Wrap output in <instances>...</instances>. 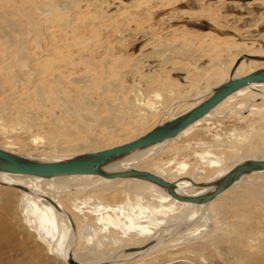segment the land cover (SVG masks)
Returning a JSON list of instances; mask_svg holds the SVG:
<instances>
[{
    "label": "bare ground",
    "instance_id": "obj_1",
    "mask_svg": "<svg viewBox=\"0 0 264 264\" xmlns=\"http://www.w3.org/2000/svg\"><path fill=\"white\" fill-rule=\"evenodd\" d=\"M52 1L55 3L49 5V9L46 7L47 3L38 9V12L51 14L49 18L36 19L32 14V18H21L20 15L15 14L10 19L7 15L4 16L7 9L4 12L0 11V24H5L13 32V34H7L4 28H0V108L2 114L5 112L10 122H14V128L29 135L36 127L44 129L46 125L48 129L45 132L46 138L52 141L54 138L62 139L60 145H54L52 148L58 151L61 149H73L74 151L77 148L79 149L77 151L82 150V153L97 151L117 145L108 143L114 141L116 137L141 130V122L144 125L147 124L153 115L167 107L172 100H179L178 97L189 93L174 79L166 78L163 81L158 78L159 75L154 76V80L150 81L143 73L144 76L141 77L140 82L143 83L142 79H144L145 87L142 88L138 87L144 84L137 85V88L135 86L133 88L131 83L130 85L125 84L120 72V66L123 64L121 65V58L115 57L116 55H110L109 60L106 58L101 60L100 63L104 70L96 66L94 54L97 51H90V44L94 41L97 45V42L94 39L89 42L80 26L84 24L85 30L89 27L92 29L97 22L95 18L115 19L113 17L116 14L119 15L121 9L126 8L125 2L121 0ZM256 4L255 0L244 3L245 13L253 20L260 19L261 11L264 13V2L257 6ZM60 9L64 12L62 13ZM90 16L93 19H90ZM82 19L85 20L82 22ZM54 26L58 28V33L51 31V27ZM247 38V40H252L253 47L242 49L243 53L226 52L225 58L217 57L218 55L213 56L214 58L211 56L208 58L209 62L201 66L202 73L195 69L190 71L185 66L182 68L187 69L188 72L185 82H188L190 94L196 96L183 112L196 105L203 96L226 79L264 68V25L258 33L247 35ZM6 43L8 48L5 47ZM4 50L8 54L6 58H4ZM87 50L89 53L85 54ZM207 51H200L197 55L193 51L195 63L203 59L201 56L209 55ZM71 53L74 54L72 57ZM250 57L260 59V64L252 65L253 61ZM127 58L124 59L128 60ZM4 59L11 61L5 64ZM126 60L123 63H127ZM13 63L17 65V69L11 66V64L16 66ZM78 65L85 66L81 76L73 75ZM12 68L15 70L13 71ZM245 68H248L247 71ZM30 72L32 76L24 75ZM107 73L111 75L108 76ZM138 73L139 70L134 68L123 76L127 74L137 76ZM201 80H204L206 87L201 86ZM13 81L28 88L34 85L33 88L27 90L28 92H25L27 93L26 99L37 96L38 100L33 104L39 107L47 103L48 109L41 108L42 112L35 113L31 109H24L26 106L23 104L24 107H22L21 101L13 105L9 104L15 94L11 87ZM29 81L32 83L30 86ZM237 96L240 98L235 99ZM16 97L17 95L14 96ZM224 106L227 107L222 108ZM54 107L62 114L57 112L54 114ZM221 108L223 112L219 113ZM249 116L253 117L250 121L253 129L240 134L242 139L236 138L238 143H233V146L237 148L236 156H239L237 160H233L232 155L227 154L215 144L202 139L189 143L185 150L192 151L194 164L189 165L182 162L173 166L175 162L172 160L155 164L150 159L154 155L170 152L167 147L169 143L194 133L197 126L203 122L210 124V120H215L217 123L221 118L227 117L244 122ZM127 117H131V120L127 121ZM3 120L4 118L1 119ZM10 124L13 125V123ZM259 124L261 128L257 126ZM4 126L0 124V135L2 136L6 132ZM209 131L210 128L207 132ZM32 137L37 141L41 136L33 135ZM135 137L137 136L126 141ZM213 140L217 142L221 140V136L214 134ZM195 147L198 149L195 150ZM0 148L22 155L10 147H2L1 143ZM174 151L177 155L183 154L182 150ZM22 156L38 159L32 155ZM247 159H264V82L251 83L229 94L205 116L190 124L175 137L120 157L103 165L102 169L107 172L129 168L146 170L173 182L179 194L195 195L211 189L220 177L236 164ZM39 160L51 159L39 157ZM153 164L155 168L150 171L149 166ZM201 164L202 166L199 167L198 165ZM190 167L192 170L201 169L206 173V181L200 183L201 186H198V182L188 175L186 170ZM258 176L264 178V169L242 176L214 199L204 204L178 201L162 186L136 177L104 178L94 174H77L43 178L0 171V184L18 190L23 200L28 203L23 210L24 221L27 222V212L30 208L42 229L48 233L54 232L58 239L63 236L68 238L62 258L66 264H72L69 259L79 264H134L132 261H137L138 264L144 257L162 252L167 242L173 241V237L170 236L172 227L180 232L182 228L187 229L191 221L198 223L197 218L203 217L202 214L207 212L209 205L211 206L217 199H227L233 204L243 205L246 209L252 208L254 199L263 203L264 181L257 182L254 178ZM133 198L134 203L131 201ZM92 200H94L93 203ZM0 212L4 214L3 210ZM214 240H217V236ZM46 244L51 250L50 243L46 242ZM51 252L53 255L56 254L55 251ZM2 254L4 255V225H0V257ZM155 260L156 257L154 261L150 259L152 264L156 262Z\"/></svg>",
    "mask_w": 264,
    "mask_h": 264
},
{
    "label": "rangeland",
    "instance_id": "obj_2",
    "mask_svg": "<svg viewBox=\"0 0 264 264\" xmlns=\"http://www.w3.org/2000/svg\"><path fill=\"white\" fill-rule=\"evenodd\" d=\"M121 1L125 2L126 8L121 9V13L113 17L115 19L105 20L106 17L104 19L102 17L101 19L95 18L97 22L92 29L89 27L85 30L83 27L84 24L80 26L83 35H85V38L88 39L89 42L93 39L97 42V45H95L94 41L90 44V51H97L94 54L96 66L104 70L100 63L101 60L104 58L109 60L110 55H116L115 57L121 58V65H125L124 67L120 66L121 69H124H120V72L125 84L130 85L131 83L132 87L135 86L136 88L144 84L138 87L142 88L145 87V80L142 79L143 83L142 81L140 82L141 77L144 76L142 75L143 73L147 75L146 79L150 81L154 80V76L159 75L158 78L163 81H165L166 78L174 79L176 83L181 85L183 89L187 90V93H189L185 96L178 97L179 100L176 99L177 103L176 100H172L167 107L153 115L147 124L144 125L141 122V130L134 133L129 132V135L125 134L116 137L117 139L115 138L114 141L108 143H122L129 138L143 134L160 122L167 121L182 113L189 107V104L194 101L193 99L196 98L195 94H190V89L187 86L188 82H185V77L188 73L187 69L190 71L195 69L202 73L201 68L207 64L206 62L211 56L215 57V55H218L217 57L225 58L228 52L232 54H236L235 52L243 53L242 49L253 47L251 44L252 40H247V35L258 33L264 25V13L262 11L259 20H253L250 15L245 13L244 3L254 0H245L247 2L243 0ZM0 2V11L4 12V10L7 9L6 14L4 12V16L7 15V18L10 19L13 18L12 16L15 14L20 15L21 18H32V15L36 19L49 18L51 14L38 12V9L46 3L48 4L46 7L49 9V5L55 3L52 0H0ZM255 2L259 4L264 2V0H255ZM60 10L62 13L64 12L63 9ZM89 18L93 19L91 16ZM84 20L85 19H82V22ZM0 28H4L7 34H13L12 29H8L5 24L3 25L1 23ZM51 29V31L58 33V28L56 26L53 28L51 27ZM7 34L6 37L8 36ZM102 41L104 42L102 43ZM5 47L8 48L7 43ZM203 49H205V51L208 49L209 51H207V53H209V55L201 56L203 59L195 63V54L197 55L200 51L205 52ZM87 53H89L88 50L85 54ZM4 55V58L8 57L6 56L8 55L6 50H4ZM72 55L74 54L71 53V57ZM250 58L253 61L252 65H259L261 62L260 59H256V57ZM124 60L128 62L123 63L125 62ZM10 61V59H4L3 63L9 64ZM184 63L186 64L184 65ZM11 66L15 69L18 68L17 65L14 66L11 64ZM184 66L187 68L186 70L182 69ZM130 67L133 70L134 68L138 69L139 73L137 76H130V74H127L129 76L126 75L127 77H124V74L130 70L132 71ZM14 68H12L13 71L15 70ZM75 69L73 75L81 76L82 72L85 70V66L78 65V68ZM247 69L248 68H245V71H247ZM28 73H24V75H33L31 72L30 74ZM64 73L67 72L64 71ZM106 75L110 76L111 73H107ZM137 80H139L140 83H137ZM22 81L23 80H21V82ZM200 82L202 87L207 86L204 80ZM29 83V86L32 85L30 81ZM11 87L15 94L10 99L11 101H9V104L11 103L13 105L21 101L22 104L20 105L22 107H24V105L27 107H24V109H31L35 113L42 112L41 108L48 109L47 103L41 104L39 107L33 104L38 100L37 96L29 98V100H27L28 98L26 99L27 93L25 92H28L27 90L33 88L34 85L28 88L23 87V84H19L17 81H13ZM15 95H17L16 98H14ZM237 98L239 99L240 96H237L235 99ZM227 106L222 108H226ZM55 108L56 107H54V109ZM222 108L219 109V113L223 112ZM57 110L58 109H55L53 113L55 114L57 112L58 114H62ZM0 111V118H4L3 121L0 119V124L5 125L4 130L6 131L3 133V136L0 135L2 147H10L14 151L17 150L22 153V155H32L38 159L39 157H47L51 160L63 159L77 154L76 152H83L82 150L77 151L79 150L77 148H75L74 151L73 149H61L58 151L52 148L54 145H60L62 139L57 138V140L59 139L57 141L56 138H54L52 141L46 138L45 132L48 130L46 125L44 129L36 127L33 130L32 134L34 136H41L37 142L33 140L32 134L28 135L22 133L18 128H14V122H10L5 112L2 114L1 108ZM252 118V116H249L244 122L243 120L230 117L221 118L217 123L215 120H210V124L203 122L201 125L197 126L194 133L180 137L169 143L167 147L170 152L163 155H154L150 159L155 164H160L167 160L174 161L175 164L173 166L177 165L176 163L182 162L189 165L194 164L195 161L192 158V151L185 150L188 148L189 143L202 139L215 144V146L223 149L227 154L232 155L234 157L233 160H237L239 156H236L237 148L235 145L233 146V143H238L236 138L242 139L240 134H243L246 130L249 131L253 129V126H250ZM129 119L131 120V117H127L126 120L130 121ZM38 120L37 122H39ZM213 122L215 123L213 124ZM10 123H13V125ZM118 125L119 124H117V126ZM58 126L59 125H57V127ZM257 126L260 128L262 127L260 124ZM58 128H60V126ZM208 128H210L209 132H207ZM214 134H219L221 136V140H219L220 143L219 141L215 142V140H213ZM176 149L179 151L182 150L183 154L177 155L174 151ZM194 149L197 150L198 148L195 147ZM198 166L200 167L202 164ZM154 168V164L149 166L150 171H153ZM186 171L189 176H192L195 182L203 183L206 181L207 175L204 171H201V169L192 170L190 167ZM262 178L258 176L254 179H256L257 182H263L264 178ZM131 201L134 203L135 199L133 198ZM258 201V199L252 201L254 204L251 205L253 209H246L243 205L242 207L237 203L233 204L227 199H217L213 201L212 205H209L207 212H205L207 215L205 213V215L202 214L204 220L203 217L199 216L197 218L198 220H196L198 223L191 221L188 227H186L187 229L182 228L180 232H177L175 227H172L170 236L173 237L172 240L174 243L173 241L167 242L166 248L162 252L144 257L142 259L144 261L141 260L138 264H152L151 261H154L155 257L156 262L153 264H264V202ZM91 202L93 203L94 200ZM27 206L28 203L23 200L18 190L0 184V211L3 210L4 213L2 214L0 212V225H4V255L2 254L0 257V264H66L62 258L68 244V238L66 239V237L64 238L63 236V238L58 239L54 232L48 233L42 229L35 216H33L30 208H28L27 212V222L24 221L23 210ZM253 213L255 215H252ZM215 236H217V240H214ZM187 238L191 239L189 240ZM46 242L50 243L49 245L52 247H50L51 250L48 249V244H46ZM51 251H55L56 254L53 255ZM132 263L137 264V261H132Z\"/></svg>",
    "mask_w": 264,
    "mask_h": 264
},
{
    "label": "water",
    "instance_id": "obj_3",
    "mask_svg": "<svg viewBox=\"0 0 264 264\" xmlns=\"http://www.w3.org/2000/svg\"><path fill=\"white\" fill-rule=\"evenodd\" d=\"M245 1V0H243ZM255 82H264V68H259L245 75L230 77L214 87L193 107L176 117L155 125L147 132L123 143L97 151L80 153L58 160H39L28 158L0 148V171L51 178L66 175L94 174L104 178L136 177L156 183L167 189L178 201L204 204L230 187L242 176L264 169V159H247L236 164L220 177L208 191L195 195L179 194L173 182L146 170L129 168L107 172L102 166L134 151L163 142L178 135L190 124L205 116L219 102L236 90ZM198 186L202 184L198 183ZM72 264H79L69 259Z\"/></svg>",
    "mask_w": 264,
    "mask_h": 264
}]
</instances>
